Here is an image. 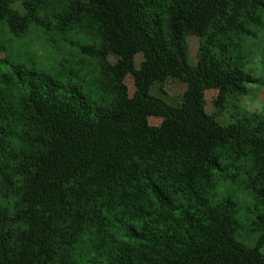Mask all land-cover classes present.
<instances>
[{"label":"trees","instance_id":"obj_1","mask_svg":"<svg viewBox=\"0 0 264 264\" xmlns=\"http://www.w3.org/2000/svg\"><path fill=\"white\" fill-rule=\"evenodd\" d=\"M31 30L93 60L107 102L22 63ZM5 32L0 264H264V112L230 111L264 84L245 67L264 55V0H0ZM169 78L179 105L152 93ZM221 178L255 202L253 246Z\"/></svg>","mask_w":264,"mask_h":264},{"label":"rangeland","instance_id":"obj_2","mask_svg":"<svg viewBox=\"0 0 264 264\" xmlns=\"http://www.w3.org/2000/svg\"><path fill=\"white\" fill-rule=\"evenodd\" d=\"M8 37L7 32L0 34V38L6 39ZM188 43L191 54L195 57L199 46V38L192 35L188 38ZM257 50H259L258 47ZM15 53L18 59L28 67L45 72L64 84L79 86L91 102H107L108 98L106 94L99 87V73L93 64V60L89 59L87 55L81 54L78 46L68 45L59 52L45 44L42 34L39 31L31 30L27 37L18 41L15 47ZM262 55L251 57L249 62L245 64V67L249 70L252 69L254 75L264 81V55ZM142 59L141 54L137 56V66H139ZM112 60L114 61L113 58ZM249 86L252 88L251 93L239 99L236 107L230 108L233 114L241 116L245 111L264 112V84L257 82ZM186 87V84L180 80L169 78L163 84V88L160 84L154 85L152 93L164 98L172 105H179L180 96L184 93ZM217 93L216 90H209L206 93V110L208 113L216 111L214 99L217 97ZM218 119L223 125H227L231 121V115L225 111L219 115ZM150 123L158 125L161 123V118L151 117ZM216 193L217 199L221 196L231 195L239 201V215L243 222V228L240 231V240L249 246H253L260 234L254 231L253 227L247 221L256 216V207L253 199L245 191L242 179L237 178L234 181L221 178L218 182ZM261 252L264 253V245L261 248Z\"/></svg>","mask_w":264,"mask_h":264}]
</instances>
